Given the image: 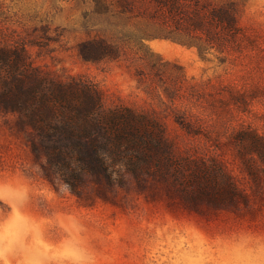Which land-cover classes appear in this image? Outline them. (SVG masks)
Instances as JSON below:
<instances>
[{
	"label": "rangeland",
	"instance_id": "1",
	"mask_svg": "<svg viewBox=\"0 0 264 264\" xmlns=\"http://www.w3.org/2000/svg\"><path fill=\"white\" fill-rule=\"evenodd\" d=\"M117 1L0 0V37L25 45L53 75L95 82L107 107L157 117L178 155L216 160L243 198L193 205L164 182L139 186L131 175L112 186L89 176L73 190L33 150L37 134L12 112L0 113V182L27 191L22 211L43 223L46 246L75 222L99 264H226L246 237L264 238V166L252 176L234 143L239 130L264 133V0H241L238 50L206 55L146 37V19L121 14ZM94 38L117 44L120 56L84 59L80 45ZM7 213L0 206V216Z\"/></svg>",
	"mask_w": 264,
	"mask_h": 264
},
{
	"label": "trees",
	"instance_id": "2",
	"mask_svg": "<svg viewBox=\"0 0 264 264\" xmlns=\"http://www.w3.org/2000/svg\"><path fill=\"white\" fill-rule=\"evenodd\" d=\"M117 5L121 14L146 19V37L196 46L202 55L240 48L241 0H118ZM80 55L92 61L117 58L120 47L94 38L81 43ZM2 112L16 113L21 124L34 129L33 150L45 155L73 190L89 176L112 186L124 185L131 175L139 186L150 179L164 182L193 205L225 207L243 198L216 160L178 155L157 117L126 105L107 107L95 82L53 75L33 63L25 45L0 37ZM234 143L245 168L257 178L264 166V133L242 129Z\"/></svg>",
	"mask_w": 264,
	"mask_h": 264
},
{
	"label": "clouds",
	"instance_id": "3",
	"mask_svg": "<svg viewBox=\"0 0 264 264\" xmlns=\"http://www.w3.org/2000/svg\"><path fill=\"white\" fill-rule=\"evenodd\" d=\"M27 199L23 187L0 182V206L8 209L0 216V264H99L75 222L71 227L62 225L64 237L46 246L43 223L22 211ZM226 264H264V238L246 237Z\"/></svg>",
	"mask_w": 264,
	"mask_h": 264
}]
</instances>
